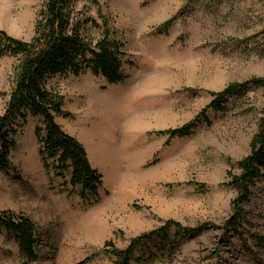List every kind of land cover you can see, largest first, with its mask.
<instances>
[{
    "label": "rangeland",
    "instance_id": "obj_1",
    "mask_svg": "<svg viewBox=\"0 0 264 264\" xmlns=\"http://www.w3.org/2000/svg\"><path fill=\"white\" fill-rule=\"evenodd\" d=\"M42 2L0 0V31L29 41ZM77 9L97 24L88 26V38L96 41L106 29L121 41L125 79L109 85L86 72L48 82L71 115L57 124L102 176L97 203L80 199L68 178L44 169L37 119L15 122L11 166L0 173V211L36 225L32 264H112L105 243L125 249L167 221L199 235L177 237L178 245L165 251L159 240L146 243L138 255L155 254L146 264H264V176L244 206L240 235L225 231L235 197L226 184L248 154L263 92L229 99L224 111L208 110L210 125L199 124L187 137L156 135L196 119L212 101L209 93L264 77V0H84ZM16 65L14 58L0 59V115ZM94 134L118 150L113 161L120 169L145 177L114 182L106 157L94 149ZM0 264H26L4 231Z\"/></svg>",
    "mask_w": 264,
    "mask_h": 264
},
{
    "label": "trees",
    "instance_id": "obj_2",
    "mask_svg": "<svg viewBox=\"0 0 264 264\" xmlns=\"http://www.w3.org/2000/svg\"><path fill=\"white\" fill-rule=\"evenodd\" d=\"M81 1L84 0H43L29 41L15 39L0 31V59L11 57L17 61L13 85L0 115V173L8 171L11 166L15 122L30 115L39 122L34 133L44 169L68 178L66 185L78 191L80 199L97 203L100 200L98 191L103 184L102 176L89 163L84 147L57 124V118L66 119L71 115L63 110V97L50 89L48 82L55 77H79L89 72L106 84H119L125 79L122 70L125 54L121 41L106 29L98 40L88 38V26L97 24L77 9ZM88 1L96 3V0ZM254 90L263 92L257 128L249 141L248 154L236 164L238 173L231 175L226 184L235 192V197L231 202L225 231H231L234 235H240L244 206L251 201L257 184L264 176V77L232 83L220 92L209 93L212 101L196 119L181 127L156 133L169 140L187 137L199 124L210 125L208 110L224 111V102L245 97ZM2 231L12 236L26 264L37 261L34 248L37 228L31 219L11 211H0ZM170 231L174 232V240L168 239ZM199 231L167 221L160 229L134 238L125 249H116L105 243L104 252L110 256L112 264L151 263L155 254L147 258L138 255L139 249L146 243L159 240L161 251L166 248L170 250L178 245L175 241L177 237L185 239L199 235ZM257 240L263 245V238Z\"/></svg>",
    "mask_w": 264,
    "mask_h": 264
},
{
    "label": "bare ground",
    "instance_id": "obj_3",
    "mask_svg": "<svg viewBox=\"0 0 264 264\" xmlns=\"http://www.w3.org/2000/svg\"><path fill=\"white\" fill-rule=\"evenodd\" d=\"M105 136L102 137L99 135H93L91 137L92 143L94 144L95 151L100 155L104 156L106 164L108 163L110 167V177L112 180L119 185L127 184L128 182H136L137 180L141 179L142 177H145L144 174L142 176V173L138 170H126L123 171L118 167V165L113 161V155L118 152L117 149L111 150V148L107 147L105 148ZM126 139H129V137H126ZM123 146V145H122ZM120 147V146H119ZM124 147V146H123ZM130 165V164H129ZM143 180V179H142ZM141 180V181H142ZM133 184V183H132ZM94 219V218H93Z\"/></svg>",
    "mask_w": 264,
    "mask_h": 264
}]
</instances>
